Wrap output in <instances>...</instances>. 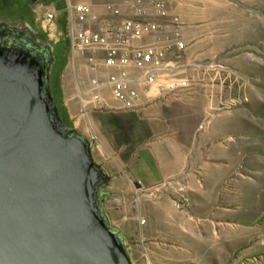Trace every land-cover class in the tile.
<instances>
[{"label": "water", "instance_id": "95a60500", "mask_svg": "<svg viewBox=\"0 0 264 264\" xmlns=\"http://www.w3.org/2000/svg\"><path fill=\"white\" fill-rule=\"evenodd\" d=\"M54 44L0 13V264H135L105 202L112 174L67 123Z\"/></svg>", "mask_w": 264, "mask_h": 264}, {"label": "rangeland", "instance_id": "374dc122", "mask_svg": "<svg viewBox=\"0 0 264 264\" xmlns=\"http://www.w3.org/2000/svg\"><path fill=\"white\" fill-rule=\"evenodd\" d=\"M56 1L0 0V13L22 16L35 29L45 33L40 20L49 8L55 7L59 15L58 29L65 33V0L58 4ZM108 1L118 0H93L96 3ZM167 1L172 9L179 3H193L199 12L209 11L213 20L220 22L223 17L231 20L240 17L245 20L247 26L252 25L251 29L260 27L257 34L260 42H244L228 50L233 58L230 66L238 70L245 66L244 73L249 84L246 87L244 81H240L242 88L237 87L238 90L233 93L232 99L218 101L219 108L232 110L225 117L226 125L221 126L220 130V139L224 142V147L220 150L225 149L221 157L228 158L229 164L212 168V172L220 179L219 183L214 185L216 190H219L218 195L210 201L220 205L214 207L216 216L212 218V224L216 227L212 235L200 232L204 238L202 244L187 239L186 233L176 234L173 239H147L143 231L145 224L141 223L139 218L145 217L141 205L146 202L148 193L152 192L136 190L122 175L126 162L133 158L134 150L129 145V132L122 128L115 136L109 134L108 138H104L102 128L98 129L92 125L93 109L89 111V125L84 117L76 116L75 112H80V108H76L75 101L67 100L72 83L68 67V41L62 36L59 42L54 43L47 34L46 37L54 44L59 54V60L63 62V65L60 63L57 68L60 80L57 90L58 103L68 113L67 119L72 125L88 137L92 132L95 133L103 143V146L94 147L93 152L96 159L102 162L113 176L107 188L110 195L105 207L113 225L125 234L135 264H264V0ZM230 66L228 67L231 78L226 81L228 88L237 85L234 82L237 72L230 70ZM203 111L208 114L206 109ZM210 117L203 118L200 124L206 126ZM223 129L225 131H222ZM227 135L232 138L225 139ZM188 202L190 211L198 215V208L195 206L202 201L190 198ZM199 217L195 216L194 219L200 222L202 218Z\"/></svg>", "mask_w": 264, "mask_h": 264}, {"label": "crops", "instance_id": "0c3cea01", "mask_svg": "<svg viewBox=\"0 0 264 264\" xmlns=\"http://www.w3.org/2000/svg\"><path fill=\"white\" fill-rule=\"evenodd\" d=\"M60 1L63 0H57V4ZM171 10L180 17L186 46L168 56V77L187 78L192 85L169 99L153 98L157 94L155 87L150 90L140 87L138 107L93 109L91 122L95 128H102L104 138L109 134L115 136L122 128L129 132L133 158L126 162L122 175L136 182L142 190L152 192L141 205L147 239H173L176 234L186 233L187 239L202 244L204 238L200 232L213 234L214 207L220 206L210 203L218 195L219 190L214 185L220 181L212 168L229 164L228 158L221 157L225 149L220 150L224 147L220 130L232 109L219 108L218 101L232 99L233 93L242 88L240 81H244L246 87L249 84L245 66L240 70L230 66L233 58L228 50L244 42H260L257 36L260 27L251 29L252 25L247 26L240 17L213 20L209 11L199 12L193 3H179ZM209 63L213 66H208ZM228 66L237 72L234 74L236 87L228 88L226 81L231 74ZM74 105L79 109L76 101ZM204 109L208 114H204ZM75 114L79 116V111ZM209 116L206 126L200 128L201 120ZM227 138L232 136H225ZM190 198L202 201L195 206L198 215L190 211ZM195 216L202 220L196 221Z\"/></svg>", "mask_w": 264, "mask_h": 264}, {"label": "built area", "instance_id": "2783aa9c", "mask_svg": "<svg viewBox=\"0 0 264 264\" xmlns=\"http://www.w3.org/2000/svg\"><path fill=\"white\" fill-rule=\"evenodd\" d=\"M58 20L53 7L40 21L54 43L62 36L68 41L72 83L67 100L78 103L79 116L88 125L92 109L138 107L140 87H155L153 98L169 99L192 85L187 78L168 77V56L184 49L186 43L180 17L167 0H118L97 5L65 0V33L58 29ZM89 138L93 149L103 146L95 133ZM130 183L141 189L133 180ZM139 220L145 221L143 217Z\"/></svg>", "mask_w": 264, "mask_h": 264}, {"label": "trees", "instance_id": "16d2710c", "mask_svg": "<svg viewBox=\"0 0 264 264\" xmlns=\"http://www.w3.org/2000/svg\"><path fill=\"white\" fill-rule=\"evenodd\" d=\"M42 36L43 37H46V34L42 32ZM55 56H56V61L54 63V67H53V71H52V76H51V81H52V88H53V91H54V94H55V97H56V100H57V90H58V87H59V73L57 72V68L60 66V63L61 65H63V62H61L59 60V54L56 52L55 50ZM58 102V100H57ZM59 104V103H58ZM60 106V104H59ZM60 109H61V112H62V116L64 118V120L69 123L70 125H72L69 121H68V113L65 111V109L63 107L60 106Z\"/></svg>", "mask_w": 264, "mask_h": 264}]
</instances>
